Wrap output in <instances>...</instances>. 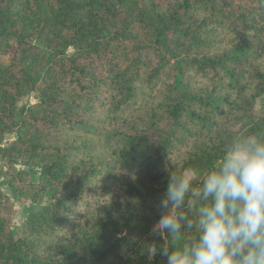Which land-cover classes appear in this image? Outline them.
<instances>
[{
	"label": "trees",
	"instance_id": "trees-1",
	"mask_svg": "<svg viewBox=\"0 0 264 264\" xmlns=\"http://www.w3.org/2000/svg\"><path fill=\"white\" fill-rule=\"evenodd\" d=\"M258 99L264 0H0V159L37 171L13 170L15 201H48L16 233L0 194V264H167L146 247L197 235L152 234L170 174L264 134Z\"/></svg>",
	"mask_w": 264,
	"mask_h": 264
},
{
	"label": "clouds",
	"instance_id": "clouds-1",
	"mask_svg": "<svg viewBox=\"0 0 264 264\" xmlns=\"http://www.w3.org/2000/svg\"><path fill=\"white\" fill-rule=\"evenodd\" d=\"M191 175L170 174L151 231L165 237L195 226V239L178 249L151 243L147 256L159 254L167 264H264V134L232 138L198 188ZM189 195L199 205L194 221L184 214Z\"/></svg>",
	"mask_w": 264,
	"mask_h": 264
},
{
	"label": "rangeland",
	"instance_id": "rangeland-1",
	"mask_svg": "<svg viewBox=\"0 0 264 264\" xmlns=\"http://www.w3.org/2000/svg\"><path fill=\"white\" fill-rule=\"evenodd\" d=\"M72 50H70V53ZM37 102V96L35 94H30L23 98V100L18 104V110H20L23 107H27L29 105H33ZM252 112L256 116H261L264 114V99H258L254 107L252 109ZM16 140V134H9L6 135L4 138V141L2 143V147L4 149H8L12 143ZM13 170L14 171H21L25 170L30 173L32 177H37V171L36 170H29L28 168L22 166V165H14L12 168H9L7 163L0 159V194L1 197V203H2V215L7 219L10 230L19 233L25 226V222L29 218V215L32 211H36L40 209L41 207L48 204L47 199H42L37 204H32L28 201L23 202H17L14 200L12 193L10 191V188L7 185V182L12 178L13 176ZM195 169H191L189 171H186L185 173H190L191 175V181H195L196 179H201L204 177L203 170H198L197 172L193 171ZM148 260H152V258H149L147 254L145 255Z\"/></svg>",
	"mask_w": 264,
	"mask_h": 264
}]
</instances>
